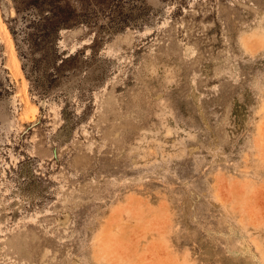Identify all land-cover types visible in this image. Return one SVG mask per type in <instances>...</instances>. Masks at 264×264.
Returning <instances> with one entry per match:
<instances>
[{
	"label": "rangeland",
	"instance_id": "1",
	"mask_svg": "<svg viewBox=\"0 0 264 264\" xmlns=\"http://www.w3.org/2000/svg\"><path fill=\"white\" fill-rule=\"evenodd\" d=\"M264 264V0H0V264Z\"/></svg>",
	"mask_w": 264,
	"mask_h": 264
},
{
	"label": "bare ground",
	"instance_id": "2",
	"mask_svg": "<svg viewBox=\"0 0 264 264\" xmlns=\"http://www.w3.org/2000/svg\"><path fill=\"white\" fill-rule=\"evenodd\" d=\"M25 264V263H24Z\"/></svg>",
	"mask_w": 264,
	"mask_h": 264
}]
</instances>
